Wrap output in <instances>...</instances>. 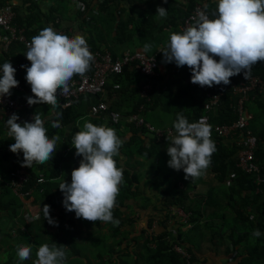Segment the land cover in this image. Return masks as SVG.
Instances as JSON below:
<instances>
[{
    "label": "trees",
    "instance_id": "trees-1",
    "mask_svg": "<svg viewBox=\"0 0 264 264\" xmlns=\"http://www.w3.org/2000/svg\"><path fill=\"white\" fill-rule=\"evenodd\" d=\"M36 1L62 3V1L66 2L68 0H20V3L14 7L16 13L9 23V28H15L17 34L20 32L30 42L34 36L38 35L46 27L58 29L59 24L55 23V17H59L62 20L63 15H65V11H62L59 5L51 9L50 12L47 11L46 14L39 16L36 12L39 8ZM92 1L94 0H90L87 3L86 0H74L73 6L74 10L78 13L77 16L84 17L86 12L83 6L84 4H93ZM118 1L120 0H102L98 3V10H100L102 20L108 17L105 12L108 5ZM0 3H5V0H0ZM195 4L196 0H188L186 5L179 2L170 3L168 6L165 4L163 8H166L167 16L164 18V21L169 23L171 28L165 33L172 34L171 31L176 30L178 25L191 14ZM48 6L45 5V8ZM90 7L88 6L87 9ZM80 10L84 12L79 13L78 11ZM112 11L108 12L112 17L107 19L111 21L118 19V30L113 37V42L116 46H121L124 49L126 47H123V45L133 40L136 34L133 33L134 30L138 27L142 28L143 20L141 17L146 15L148 7H142L140 12L135 13L137 17L133 13L126 12L124 9ZM205 11L211 19L216 18V10L211 8V5L205 7ZM87 22L89 24L86 28L92 29L87 31L89 33L87 45L93 51L109 48L107 40L102 39L99 33L93 32L96 30L97 19L90 17V20ZM160 31L155 38L153 37L154 39H149L147 37L152 31L150 28L144 27L143 32L139 35L140 41L146 40V38L151 41L148 55L154 54L156 48L163 43L165 33L162 32V28H160ZM0 32L1 34L4 33L2 30ZM6 33L8 34L9 31ZM26 52L27 48L25 44L17 40L12 41L7 52H4L0 48V70L2 71V66L7 61L16 69L15 79L19 82L20 90H13L16 91V101L19 102H22V100L27 102V98L32 96L30 86L25 80V69L30 67L28 61H23ZM111 54L114 59L117 57L116 52L112 51ZM156 59L158 63L163 62V57L159 54L156 55ZM16 64L20 65V68H16ZM22 65L24 68L21 67ZM170 67H168L169 71L166 74L168 75V79L160 86L158 85L159 87L155 86L153 92L150 94L149 102H145L138 95L140 78L134 65L131 69L126 67L121 74L113 76L105 87L107 91H112L116 94L125 92V96L128 97L131 103L130 107L123 111V114L121 112L123 117L119 122L115 123L109 118H99L94 120L96 126L112 128L120 138L122 129L124 128L127 132L130 131L134 135L129 140L127 139V141L123 142L119 149V155L114 158L117 161V166L123 169L124 178L123 184L119 187L115 206L112 209L113 220L116 223L101 221L93 223L83 219L74 222L66 218L67 214L70 215V212H65V208L62 206L63 194L58 189L60 185L58 181L62 175V172H59L60 165L64 159L75 152V150L71 151L73 137L77 132L82 130L75 125L76 122L79 123V119L84 120V122L93 120L87 117L86 112L81 111L82 106H77L78 100L74 101L71 106H68L63 111L61 122L51 120L45 123L47 136L50 139L53 136H58L60 139L56 143L52 159L50 158L44 164L34 163L32 169L28 170L25 167H21L23 163L22 153L13 154L9 151V147L14 143V140L9 135L8 137L6 135V132H8L6 125L8 117L4 115L0 117V163H3L5 166V175L2 181H0V188L3 193L11 196V199L7 200L5 204H0V208L7 213L6 215L12 224L7 232L0 230V264H34L37 260L38 249L44 244H47L50 248L54 244L65 246L63 249L66 254L64 264H144L139 261L138 254H140V258L145 264H197L196 249L199 250L200 248L199 253H201L202 245L207 243V239L206 241L204 239L206 238L204 233L207 229L211 230L212 224L215 222L221 230L219 231V235L221 237L225 236L228 239V248L235 251L236 247H240L231 264H264V199L262 200L264 194V155H262V152L257 153V162L263 167V177L261 184L256 185L254 179H251L249 175L243 172L241 173L235 167L236 160L232 157L234 151L230 146L231 144L226 143L224 140L217 141L215 152L211 156L210 165L202 175V177L210 175L208 180H213L216 183L215 187H218L217 191L209 189L205 194L198 195L194 193L192 196L193 202L197 205H192L190 202H186L187 196H181L182 192L175 193L176 199H171L172 196L168 195L166 185V188H158L154 185L157 189L152 192L155 193L159 204L156 201V205H152L155 214L149 213L144 218L148 220L150 227L151 223L156 220V226H152L154 234L150 236V234H145L143 230L139 235L141 241L146 243L144 244L143 252L147 253V257L139 250H133L130 241H128V232L123 230V228L125 225H133L134 221L127 218L128 215H125L126 219L124 218L123 211L127 205H124V203L122 205V202L131 200L133 197L136 198L137 195L141 196L143 200H147V198L143 197L144 194L142 195V188L144 189V186H140V183L141 180H148L149 175H146V177L142 176L137 165L138 157L141 158V161H139L141 163L143 162L142 158L147 159L155 155L158 146L166 145L168 147L172 137L176 135L173 125L178 115H183L190 123H193L198 116L205 112L203 109V93L198 91L199 88H192L190 86L191 70L187 66L177 67L175 65L173 68ZM74 77L76 76L74 75L71 80ZM250 77H258L264 82V62H258L252 67ZM230 81V84H232L245 80L243 79V75L240 74L230 78ZM114 85H118L119 88L114 89ZM229 85H214L211 88L204 87V89L216 92L229 88ZM11 97L15 99L12 95ZM100 101H104L101 95H97L92 99L93 103ZM140 105H143L145 108L141 112L145 117L144 122L150 123L154 131L146 129L144 124L136 126L135 123H127L126 116L129 113L137 112ZM56 106L57 104L55 106L38 104L30 106L28 110L16 111L15 114L21 116L17 123L23 124L24 122H28L34 115H38V112L45 118L49 114V111ZM250 106H252V103H250ZM159 107L163 114H170L171 112L174 114L173 120L170 121V126L164 124L166 120L161 116L154 113L155 117L152 118L151 114L148 113V111L156 110ZM249 108L252 109L255 115L253 120L254 129L258 122H263L264 101L257 100L255 107ZM116 109L118 110L117 103L109 104V110ZM234 120L235 116L231 113L228 95H225L222 98V103L211 111L210 123L211 125H230ZM57 122L60 126H53ZM71 124L73 126L66 140L65 132L68 131V126ZM168 127L172 129L171 135L166 132ZM260 129L259 133L257 130H255V133L258 136H263L264 130L263 128ZM145 139H148V141L145 142ZM133 153L138 154V156L134 157ZM120 158L124 160H120ZM0 166L2 168L1 164ZM18 169L25 171L29 176V180L24 184L22 192L32 191L33 194L27 196L26 201L32 199V205H40L38 216L36 217L35 214H32L29 221H27L25 213L21 210L25 205L22 204L20 198L5 186V180L9 178L10 172ZM165 170L167 172L166 175H172L173 171L176 172V170L168 166ZM232 174H236V176L232 177ZM39 178H42L43 182L37 183ZM165 178L169 177L165 176ZM66 182L70 183L69 181ZM223 183L226 186H223ZM203 186L201 185L200 187ZM196 190L197 188L194 189V191ZM149 191L151 192L150 188ZM216 192L222 195L216 196ZM162 197L165 198L164 203L161 201ZM257 203H259V206L256 208L254 205ZM44 205L50 207L49 215L58 226H52L45 220L41 210ZM14 206L18 207V210ZM131 206L133 211L141 214L147 211L150 205L137 204ZM173 207L181 209L184 212L186 219H188L187 224H192L190 229L186 228V224H183L184 222L177 216V213L175 214L171 211ZM105 225H108L110 228L106 229L104 234H95L96 230L94 228H103ZM224 228H226V231ZM256 229L261 233L258 238L252 235ZM192 230L200 234L197 244L188 237L192 233ZM83 243H89L90 245L97 244L104 250V253L93 257H85L82 255ZM148 243L154 244L153 247ZM28 245H31L32 248L30 258L20 260L17 255L18 248ZM174 246H178L181 250L185 251L189 257L186 258L176 253L173 249ZM115 250H118L119 255H116ZM115 256H117V263H113Z\"/></svg>",
    "mask_w": 264,
    "mask_h": 264
},
{
    "label": "clouds",
    "instance_id": "clouds-1",
    "mask_svg": "<svg viewBox=\"0 0 264 264\" xmlns=\"http://www.w3.org/2000/svg\"><path fill=\"white\" fill-rule=\"evenodd\" d=\"M16 1L20 3V0H5V3L0 4H9L14 10V7L19 4L15 3ZM163 2L166 3L167 0H163ZM36 3L39 6L38 1ZM201 5L203 6V4ZM205 7L203 6L204 11ZM36 12L39 16L44 14L39 8ZM85 12V16H81L80 18L81 31L86 34L87 31H90V29L86 28L89 24L87 21L93 15H97L98 11L90 7ZM89 12H92V16L89 15ZM216 13L215 19H211L207 13L210 19L204 12L198 13L195 24L187 28L184 25L185 20L188 18L186 17L176 30L171 31L172 34L168 33L167 40H163V43L156 48L154 54L148 55L147 51L150 50L151 45L146 44L144 48L139 47L133 50H125L117 55L115 59L108 50L93 51L87 45L88 41L83 36L74 35L71 31H68L67 34L59 33V29H52L51 27L41 30L38 35L31 39V42L29 41L30 44L27 46L28 50L25 54L26 59L23 58L24 62L28 61L30 63V67L25 69V80L30 86L32 93V96L27 98V104L29 106L38 104L55 106L57 104V106L52 108L43 119L38 115H34L30 123H17L19 117L13 113L6 121L8 130L6 135L7 137L9 135L14 140V143L9 147V151L13 154L22 153L23 163L21 167L31 168L34 163L44 164L50 158L52 159L56 143L60 138L53 136L50 139L46 134L45 123L51 120L61 122L63 111L76 100L80 102L87 97L92 100L97 95L103 97L108 92L105 89L108 81L113 76L121 74L124 68L131 69L133 65L140 78L138 95L145 102L150 101V94L153 92L155 86L157 87L158 85L157 80L161 79L163 73L167 74L166 67L171 66L170 68H173L176 65L177 67L187 66L191 70L190 86L192 88H199L198 91L204 95V103L209 101L212 95H217L219 96V104L225 95L230 94V86L234 84H230V78L242 74L243 79L247 80L251 75L252 67L258 62H264V0H218ZM156 15L160 18H166L167 10L163 7H158ZM163 22L165 25L164 19ZM55 23H61L59 17H55ZM167 27L171 29L169 23L164 28ZM1 30L4 32L2 34L0 32V48L2 50V37L7 34L8 30L0 28ZM107 52L110 53L112 60L121 59L125 52L131 55L143 53L148 58H154L157 63V67L154 68V75L146 78L137 68L138 62L136 60L129 61L128 64L123 65L119 73L112 72L108 75L103 90L97 94H81L78 97L71 96L69 98L57 96L58 91L59 95L68 94L73 89L71 86L69 87L72 82L80 85L86 76L92 77L91 61L94 59L93 54L99 53L105 55ZM157 54L163 57L162 63H158L156 59ZM21 67L24 68L23 65ZM159 68H163L164 71L160 73ZM148 69L150 70V66ZM15 72L16 69L11 63L7 61L3 64L2 75H0V97L10 96V90L18 86L19 82L15 79ZM74 75L76 77L71 80ZM167 79L168 77L163 82ZM214 85H229V88L216 92L204 89V87L211 88ZM113 88L117 89L119 86L114 85ZM204 103L203 109L205 112L198 116L193 123H190L183 115L177 116L176 122L173 125L176 135L172 137L166 149L167 155L170 157L167 162L168 167L176 171L182 170L185 174V179L199 178L210 165L211 156L215 152L217 141L224 140L226 143L231 144L230 146L234 151L232 157L236 160L235 167L241 173L243 172L249 175L251 179H254L256 185H260L263 177V167L257 162V153L262 152V155H264V135L258 136L255 130L258 133L261 130L260 128L264 130V116L263 122H258L253 129L255 115L252 109L246 105L249 113L252 115V119L248 121L246 129L256 139L254 145L251 148H247L241 143V137L239 136L238 138L235 136L220 138L216 137L213 133L215 126L231 127L238 119L236 114H233L235 120L230 125H211L210 113L218 104L207 110L204 108ZM99 104H103L105 108L96 115H93L91 108ZM58 108L61 109L59 115L55 114ZM144 109V106L140 105L137 112L126 114L125 119L127 123H135L136 126L144 124L146 129L154 131L150 123L144 122V114H141ZM157 109L153 110V112L160 116L157 113ZM122 114L115 110H109V105L105 99L98 103L92 102L88 106V117L93 120L109 118L111 121L117 123L123 117ZM113 115L116 116L115 121ZM201 117H207V124L197 122ZM162 118L170 126L171 120L165 116ZM53 126L59 127L60 125L57 122ZM166 132L171 135L172 129L168 127ZM72 143L75 149V156L81 157V160L79 166L71 172L70 183L64 181L58 187L63 194L62 206L67 212H74L75 217L78 219L82 218L85 221L93 223L96 221L116 223L113 220L112 209L119 194V185L123 180V169L117 166V161L114 158L119 155V149L123 144V140L117 136L116 131L112 128L96 126L90 122H85L83 130L74 135ZM249 150L252 158L241 169L239 166L240 156L248 154ZM0 164L5 171L4 164ZM18 170L26 173L23 170ZM11 173L7 179L8 181L10 180ZM26 174L28 175V173ZM234 176L236 174H232V177ZM201 185H204V183L199 182V187ZM222 185L226 186L225 183ZM192 187L194 189L197 188L194 185ZM32 194L33 192L31 191L28 196ZM26 197H22V199L26 201ZM30 201L32 202V199ZM26 206L28 207V205H25L23 208H27ZM41 210L45 220L50 225L58 226L49 215L50 207L48 205H44ZM179 210L181 209L173 207L171 211L175 214L177 213V216L184 222L183 224H186V228L190 229L192 224H187L188 219H186L185 215H179ZM23 213H25L27 221L31 220L32 214ZM132 213L135 216L137 215L135 211H132ZM38 214L35 213V216L37 217ZM125 215L129 216V211H123L124 218ZM138 221L143 220L138 219L137 215L134 224L131 226L125 225L123 230L128 229L126 232H128L129 236L138 237L139 239V235L143 230L145 234H150V236L154 234L152 226H156V220L151 223V227L148 220L141 223ZM136 225H139L137 229H135ZM252 235L258 238L261 233L256 229ZM141 244L144 245L146 243L141 241ZM148 244L152 245L151 247L154 245ZM64 248L65 246H57L56 244L52 248L47 244L40 246L37 252V260L34 264H64L66 259ZM173 249L176 253L186 258L189 257L178 246H174ZM137 250H139V247ZM115 251L116 255H119L118 250ZM31 252V245L23 246L18 248L17 255L20 260H27L30 258ZM199 254L202 253H199L196 249L197 258ZM117 261V256H115L113 263H117ZM201 262V259L198 258L197 264H202Z\"/></svg>",
    "mask_w": 264,
    "mask_h": 264
},
{
    "label": "crops",
    "instance_id": "crops-1",
    "mask_svg": "<svg viewBox=\"0 0 264 264\" xmlns=\"http://www.w3.org/2000/svg\"><path fill=\"white\" fill-rule=\"evenodd\" d=\"M88 1H90V0H86L87 3H88ZM100 1L101 0H94V1H92L93 4H91V5L90 4L89 5L84 4V6H83L84 11L88 8V6H91V8L93 10L95 9V10L98 11V14L97 15H93V16H92V12H89V15L92 16L93 19L94 18L97 19V24H96V27H95L96 30L93 31V32L99 33L102 36V39H106L107 40V46L109 48H106L105 50H108L110 52L114 51V52H116V55L121 54L125 50H131L130 48L122 49L121 46H116L114 44L113 37H114L116 31L118 30V25H117V23H118L117 20L118 19H116L115 21H111L110 19H107V18L112 17V16H110L108 14V12H111L112 10L114 12L116 10L119 11V9H124V10L127 11V7H128L129 2L132 1V2L135 3L136 0H120V1H118L116 3L109 4L108 8H107V11H105L108 17H105L104 20L101 19L100 10H98L97 2H100ZM47 2H49V3H47ZM139 2H140L141 7H148V12L146 13V15L144 17H141L142 20H143L142 28L143 29H144V27L150 28L152 33L149 34L147 38L154 39L161 32L160 28L163 29V31H162L163 33H165L166 31L170 30L169 27L164 28L167 25V23L164 25V22H163L164 18H160L158 15H156V9L158 7H164L165 4H166V6H168V4L173 3V2H179V3H182V4L186 5L188 0H167L166 3L163 2V0H139ZM15 3H19V1H16ZM74 3H75L74 0H68L66 2L62 1V3H60V2L59 3H55L53 1H38L40 11L42 13H44V14H46L47 11L50 12L51 9H53L54 7H58L59 5L61 6L62 11H65V15H63L61 23L59 24V28H58L59 29V33H66L67 34L68 31H71L74 35H81V36H83L85 38L86 41H88L89 33L85 34L84 32L81 31V29H82L81 18L79 16H77L78 13H77V11L74 10V6H73ZM196 3H201V4H203L204 7L206 6V4H207V6L211 5V8L216 10L217 9L218 0H196ZM45 5H49V6L47 8H45ZM84 11L80 10L78 12L82 13ZM90 30H92V29H90ZM167 37H168V33H165L164 37H163V40L166 41ZM108 41L110 42L109 45H108ZM149 43H151V41H149ZM100 44H101V42H100ZM168 67H166L167 71H169ZM163 68H159L160 69V73H162L164 71L165 68L164 69ZM0 75H2V71L1 70H0ZM167 77H168V75L163 73L162 76H161V79L159 81L157 80L158 85L160 86L161 84H163L164 83L163 80H165ZM256 78H258V77H256ZM258 79H260V78H258ZM158 85H157V87H159ZM10 92H11V95L13 97H15V99H16V97H17L16 91L11 89ZM102 98L106 100V103L108 105L110 103H117L118 104V110L117 109L115 110L117 112L125 111L127 108L130 107V103H131L130 100L128 99V97L125 96V92L120 93V94H116V93H114L112 91H108L107 94L104 95ZM228 98H229V104H230V108H231V113L235 114L233 112V102H234V100L231 98L230 94L228 95ZM257 100L263 102L264 101V95L255 94V93L252 94L249 97V101L246 102V105L250 107V103H252L251 107H255V102ZM91 103H92V100L87 97V98L82 99L77 104L78 107L82 106L81 111L83 109L86 110L87 117H88V106ZM220 103H222V100H221ZM220 103L218 104V106L220 105ZM148 113L151 114L152 118L155 117L153 111H149ZM38 116H40L41 119L44 118V117H42L40 115V112H38ZM18 117H19V119L17 120V122L20 120L21 116L18 115ZM32 119L33 118L29 119L28 122L29 123L32 122ZM86 122H90V123L96 125V122L94 120H87ZM84 123H85L84 120L79 119V123L76 122L75 125L77 127H80L83 130ZM72 126H73V124L68 126V131L65 132L66 140L68 138V133L71 131V127ZM125 130H126L125 128L122 129V134H121V139L123 140V142L127 141V139L129 140L131 136H134L133 133H131L130 131L127 132V130L126 131ZM146 141H148V139H145V142ZM71 147H74L73 143H72ZM69 157H70V162H73L74 164H76L74 169L76 167H78L79 166V162L81 160V157L75 156V153L72 154ZM69 157L64 159L62 161V164L66 163L69 160ZM120 160H124V159L120 158ZM2 168L0 166V181H2V178H4V175H5L4 168L3 169ZM25 168L27 170L28 169H32V167L31 168L25 167ZM71 172L72 171L65 173V175L67 177H64L63 172H62V175L60 176V179L58 181L59 184H61L64 181L65 182L66 181L70 182L71 181ZM183 175H185V174L181 170V171H176V172L173 171L172 175L169 174V175H165V176L166 177L168 176L169 178L172 177V178H174L176 180L178 176H183ZM62 179H65V180H62ZM192 180H193V178L186 179V184L191 183ZM196 180L201 181L199 178H195V181ZM7 182H8V180H5V186L6 187H7V185H6ZM145 182H148V185H145ZM202 182H204V181H202ZM204 183L209 184L213 188L216 186L213 180L205 181ZM121 184H122V182H121ZM121 184L119 185V187H121ZM140 184H141L140 186H144V189L142 188V195L144 194L143 197L147 198L148 200H150V206L148 207L147 211L142 212L141 214L137 213V215H138V218H140V220L146 221L147 219H144V218H145V216L147 214H149V213L155 214V211H154V208H153L152 205H154V204L156 205L157 199L155 197V193H153L152 191H156L157 188L154 186L155 185V180H154V176L151 175V174H149V179L148 180H145L143 182L141 181ZM166 187L164 186L163 188H166ZM149 188H150L151 192L149 191ZM177 189H178L177 192H179L180 189H181L180 186L177 187ZM257 192H258V190H257ZM0 194L1 195L5 194V193H3L1 188H0ZM168 194H169V192H168ZM18 198H20V197H18ZM168 198H170V197L168 196ZM174 198L176 199V194L173 195L171 199H174ZM263 199H264V194H263L262 200ZM20 200H21L23 205H32V202L30 200L24 201L22 198H20ZM146 201L147 200H143L141 198V196L137 195L136 198L133 197L131 200H125V202H122V205H123V203H124V205H127V206H125L126 208L124 209V211H129V216L127 218H130V220H133L135 222L137 215L135 216L132 213L133 210H132V206L131 205L145 204ZM161 201H163V203H164L165 198L162 197ZM157 203H158V201H157ZM258 204L259 203H257L254 206L257 208V206H259ZM21 210H23V212H27L29 214H32L29 208H21ZM138 240H139L138 242H134V237L128 235V241H130V245L132 246V249L135 250V251L141 244V240L139 238H138ZM239 250H240V247H236L235 251H232L231 249H229L228 255L225 258H223L221 255H217V253H214L213 251H210V250H205L204 251L203 250L204 253H202L203 252L202 251L201 252L202 254H199L198 258L201 259V261H202L201 263L202 264H231V262L234 260V258L236 256L237 251H239Z\"/></svg>",
    "mask_w": 264,
    "mask_h": 264
},
{
    "label": "built area",
    "instance_id": "built-area-1",
    "mask_svg": "<svg viewBox=\"0 0 264 264\" xmlns=\"http://www.w3.org/2000/svg\"><path fill=\"white\" fill-rule=\"evenodd\" d=\"M200 12H204L206 14L203 6L200 3H196L191 14L185 20L184 25L186 26V28L195 24L196 19L198 18V13ZM14 17L15 12L9 4H0V28H4L9 31L8 34L2 37V50H4V52L8 51L13 40H17L18 42L25 44L27 50V46L30 44V42L27 41L25 37L22 36V34H20V32L19 34H17L15 28H9V23ZM93 57L94 59L91 61L93 70L92 77L89 78L86 76V78L82 80L80 85L76 84V82H72L70 86L73 89L70 90L66 95H59L58 91V97H78L81 94H97L101 92L108 75L112 72L119 73L123 65L128 64L129 61L136 60L138 62L137 68L146 78L152 77L154 75V68L157 67L155 59L148 58L143 53H134L133 55H131L128 52H125L121 59L116 60H112L111 55L108 52L105 55L94 53ZM24 58L26 59L25 56ZM149 66L150 70L148 69ZM15 67L20 68V65L16 64ZM13 89L20 90V86L18 85ZM254 93L264 95V83L256 77H249L245 81H241L237 84L234 83L230 86V96L234 100L233 112L236 114L238 119L231 125V127L215 126V128L213 129V133L216 137L226 138L228 136H235L238 138L239 136L241 137V143H243L245 147L251 148L254 145V141L256 139L251 135L250 131L246 129V126H248V121L252 119V115L249 113L246 107V102L249 101V97ZM218 101L219 96L212 95L211 99L204 103V108L207 110L211 109L212 106L218 104ZM29 107L30 106L26 101H16V99L12 98L11 95L0 97V117L4 115L9 118L16 111L28 110ZM104 108L105 106L103 104H99L98 106L91 108V113L93 115H96ZM113 119L114 121L116 120L115 115H113ZM197 122L207 124L208 119L207 117H201ZM251 158L252 155L250 150L248 151V154L241 155L239 162L240 168L242 169ZM28 177L29 176L26 173L15 170L11 173L10 180L6 185L17 197L22 198L28 196L31 191L22 192L24 184L29 180ZM42 181V178H39L37 180V182Z\"/></svg>",
    "mask_w": 264,
    "mask_h": 264
},
{
    "label": "rangeland",
    "instance_id": "rangeland-1",
    "mask_svg": "<svg viewBox=\"0 0 264 264\" xmlns=\"http://www.w3.org/2000/svg\"><path fill=\"white\" fill-rule=\"evenodd\" d=\"M141 8L142 7L140 5L139 0H137L135 3L130 1L129 4H128L126 12H128V13L131 12V13H133L135 15V13L140 12ZM123 18H124V15H123ZM141 32H143V28H141V27L136 28L133 33H136V34L138 33V34L137 35L135 34L133 40L130 41L129 43H125L123 45V47L130 48V49L133 50L135 48L144 47L146 44L150 45V43H149L147 38H146V40H142V41H140L141 39L139 40V35L141 34ZM109 44H110V42L108 41V45ZM148 52H150V51L148 50L147 53ZM82 111L86 112L85 109H83ZM157 113L160 114L161 117L165 116L166 118H168L171 121L174 118V114L172 112L170 114L168 113V114L163 115L160 107L157 109ZM164 124H167V122L164 121ZM166 149H167L166 145L158 146L157 149H156L155 155H152L151 157H149L147 159L142 158L143 162H141V163L139 162V161H141V158L138 157L137 165H138L139 170L141 171V174H142L143 177H146V175H149V174H151V175L154 174V176H155V178H154L155 185L158 188L164 187L166 185L167 186V190L169 192L168 195L170 197L175 195V193H177V191H178L177 186L179 185L180 188H181L179 192H182L181 196L182 197L184 195L187 196L186 202L187 203L190 202V204H192V205H197V204H195L193 202V197L192 196H193L194 193L198 194V195L199 194H205L206 192H208L209 189H211L213 191H217L218 187L212 188L207 183H204L203 187H199V182L209 181L208 180V177L210 176L209 174L207 175V177H204V176L202 177V175H201L199 177V179L201 181H196L195 184H193L194 181H195V178L191 181V183L186 184L185 175L178 176L176 180L174 178H172V177L171 178H165V175L167 173L165 168L168 166L167 162L170 159V157L167 155ZM73 150H75L74 147L71 148V151H73ZM133 154H134V157L138 156V154H135V153H133ZM75 166H76V164H74L73 162H70V157H69V160L66 163H63V164L60 165V168H59L60 171L59 172H63L64 177H67L65 175V173L72 171ZM62 180H65V179H62ZM123 181H124V178L122 180V184H123ZM141 181H144V180H141ZM191 184H193L194 186L197 187L196 191H194V187H192L193 185H191ZM145 185H148V182H145ZM215 195L218 196V195H222V194L216 192ZM9 199H11L10 195H8V194L1 195L0 194V204L1 203L5 204L6 201L9 200ZM144 205H150V200L147 199V201H146V203ZM15 208H16V210H18L17 209L18 207H15ZM27 208L30 209L32 214H35V213L39 212L40 205H28ZM65 212H67V211H65ZM178 213H179V215H184V213L181 210H179ZM6 214L7 213H5L0 208V230L2 232H5V231L7 232L9 227L12 225ZM69 214L70 215L67 214V216H66V218L69 219V220H72L74 222L82 220V218H79V219L76 218L74 212H70ZM138 222L141 223L143 221H138ZM137 227H139V225H136L135 229H137ZM109 228L110 227L108 225H105V227H103V228H101V227L94 228L96 230L95 234H97V233L98 234H101V233L104 234L106 229H109ZM187 229H189V228H187ZM127 230L128 229H125V231H127ZM224 230L226 231V228H224ZM219 231H221V230L219 228V225L216 222L214 224H212V229L211 230L207 229L205 231L204 235H205L206 238H204V239H205V241L207 239V243H204L202 245L201 252L203 250L204 251L205 250H210V251H213L214 253H217V255H221L223 258H225L228 255V251H229L228 239L225 236L221 237L219 235ZM213 233H214V235H213ZM225 233H227V232H225ZM199 236H200V234H197L195 232V230H192V233L189 234L188 237L191 238L193 241H195V243L197 244V241H199ZM138 241H139L138 237H134V242H138ZM107 245H109V243H107ZM82 247H83L82 255L85 256V257H93V256H96L98 254H103L104 253V250L101 249V247L98 246L97 244L90 245L89 243H83ZM143 250H144V245L140 244L139 251L145 257H147V253L143 252ZM199 250H200V248H199ZM204 251L202 253H204ZM138 259H139L140 262L145 264V262H143L141 260L140 254H138ZM80 260L82 261L81 258H80Z\"/></svg>",
    "mask_w": 264,
    "mask_h": 264
},
{
    "label": "water",
    "instance_id": "water-1",
    "mask_svg": "<svg viewBox=\"0 0 264 264\" xmlns=\"http://www.w3.org/2000/svg\"><path fill=\"white\" fill-rule=\"evenodd\" d=\"M60 113H61V109L58 108V109L56 110V113H55V114L59 115ZM60 116H61V115H60ZM60 116H59V117H60ZM51 118H52V117H51Z\"/></svg>",
    "mask_w": 264,
    "mask_h": 264
}]
</instances>
